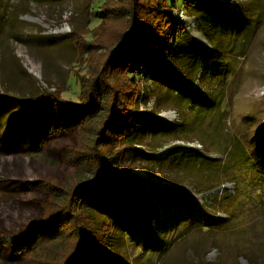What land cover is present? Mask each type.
I'll list each match as a JSON object with an SVG mask.
<instances>
[{
    "label": "rangeland",
    "instance_id": "obj_1",
    "mask_svg": "<svg viewBox=\"0 0 264 264\" xmlns=\"http://www.w3.org/2000/svg\"><path fill=\"white\" fill-rule=\"evenodd\" d=\"M97 1L0 0V264H35L12 253L28 216L41 212L42 194L25 183L40 172L60 178L66 163L59 143L32 151L21 136L47 117L38 107L44 94L80 103L82 58L72 34L100 24L90 6ZM256 1L206 0L172 12L206 52H186L181 41L167 73L205 100H221V111L213 105L203 116L184 93L145 76L144 120L123 159L139 191L114 184L113 204H90L91 217L112 222L105 264H264V0L254 10Z\"/></svg>",
    "mask_w": 264,
    "mask_h": 264
},
{
    "label": "trees",
    "instance_id": "obj_2",
    "mask_svg": "<svg viewBox=\"0 0 264 264\" xmlns=\"http://www.w3.org/2000/svg\"><path fill=\"white\" fill-rule=\"evenodd\" d=\"M205 1L102 0L101 4H90L100 24L72 34L82 58L75 69L80 103L64 101L56 92L44 94L38 107L47 111V117L21 136L32 151L59 143L66 171L60 178L40 172L26 181V187L42 194L38 202L41 212L28 216L14 239L12 253L19 260L21 255H28L35 264H105V232L111 229L112 222L107 214L100 221L91 217L90 204L107 198L106 202L113 204L114 184L127 181L130 188L139 191L138 178L124 169L123 159L138 140L144 120L138 117V105L145 76L159 77L166 86L184 93L203 116L205 110L212 111L213 105L220 110L221 100H205L167 73L173 49L181 41H188L186 52L196 48V56L206 52L186 38L184 27L172 13L198 8ZM259 3L263 0L255 2L254 10ZM16 19L12 18L10 24L15 26ZM196 99L200 100L198 104ZM34 105L37 104L28 102L27 107L38 109ZM162 129L165 128L159 127L160 132ZM72 133H77L74 142L69 137ZM16 138L13 136V140ZM209 162L216 163L214 159ZM198 165L204 164L200 160ZM217 165L221 175L228 171L221 160ZM140 185L143 191L145 186Z\"/></svg>",
    "mask_w": 264,
    "mask_h": 264
}]
</instances>
